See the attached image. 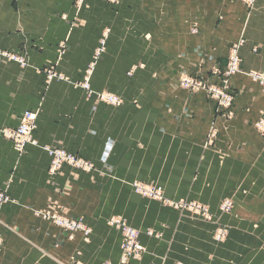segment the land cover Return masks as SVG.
I'll list each match as a JSON object with an SVG mask.
<instances>
[{
	"label": "crops",
	"instance_id": "obj_1",
	"mask_svg": "<svg viewBox=\"0 0 264 264\" xmlns=\"http://www.w3.org/2000/svg\"><path fill=\"white\" fill-rule=\"evenodd\" d=\"M241 39L242 73L231 78L226 117L202 93L180 89L177 75L223 69L228 47ZM0 49L25 61L0 59V191L13 200L0 207V264H120V236L105 223L113 215L140 231L147 250L127 264H264V138L253 127L264 118V85L247 75L264 72V0L250 10L228 0H87L79 13L74 0H0ZM93 62L92 90L119 95L121 107L74 88ZM50 66L65 80L47 83ZM25 111L37 113L40 147L18 154L1 131ZM42 146L91 169L51 173ZM135 180L213 213L231 198L228 240L217 245L211 224L135 194ZM46 211L82 219L88 240L79 232L69 238L42 219Z\"/></svg>",
	"mask_w": 264,
	"mask_h": 264
},
{
	"label": "built area",
	"instance_id": "obj_2",
	"mask_svg": "<svg viewBox=\"0 0 264 264\" xmlns=\"http://www.w3.org/2000/svg\"><path fill=\"white\" fill-rule=\"evenodd\" d=\"M77 6H80L84 0H75ZM104 1H114V0H104ZM242 4L251 6L255 3L256 0H237ZM244 41L240 40V42L233 45V49L229 54L228 65L226 68V74L234 75L238 72V66L240 63V57L238 55V51L241 46H243ZM0 59L6 61H13L23 66L25 64L24 58L22 56L9 53L5 50L0 49ZM47 79L51 80L56 77V74L51 71L47 72ZM58 78L61 80L63 77L60 75ZM252 78L257 81L260 85H264V73L261 74H252ZM179 85L183 89L191 90L202 89V84L195 83L194 80L190 78H182L180 79ZM89 89V86H85ZM212 96L216 99V103H219L223 108H229L232 104V98L229 94H224L223 92L215 89L212 90ZM101 102L111 105L114 107L121 106V100L111 94H101L98 95ZM36 117L37 113L32 111H25L21 114L18 125L14 129H3L1 131L2 136L5 139H8L13 143L14 149L21 153L24 151L26 146L28 145H36L37 141L34 140L33 133L35 131L36 125ZM254 129L259 133L261 137L264 138V119L259 120L254 123ZM44 150L49 153V156L52 158L50 164V171L54 172L60 169L63 165L70 166L75 169H79L82 171H87L91 169V166L87 161L77 159L73 155L63 151V150H50L48 148H44ZM135 193L139 194L142 197L163 201V193L160 187L156 185L144 184L141 182H134L132 185ZM10 202V198L7 196L5 192L0 191V207L4 204ZM221 212L229 213L232 210V203L230 201H224L220 206ZM41 217L53 224L54 226L62 229L66 233L69 234V238H72L74 233H81L84 237V240L87 241L90 235V230L81 223L79 220L68 219L64 216H61L58 213H51L50 211L41 213ZM108 225L117 228L121 232V243H120V264H126L132 259L140 258L141 254L144 252V247L139 242V233L136 229L132 228L127 224V222L118 217H113L108 220ZM223 235V234H222ZM2 247V242L0 239V250ZM76 264H81L75 262ZM103 264H112L107 261Z\"/></svg>",
	"mask_w": 264,
	"mask_h": 264
},
{
	"label": "rangeland",
	"instance_id": "obj_3",
	"mask_svg": "<svg viewBox=\"0 0 264 264\" xmlns=\"http://www.w3.org/2000/svg\"><path fill=\"white\" fill-rule=\"evenodd\" d=\"M86 1L87 0H84V2L80 6H77L76 1L74 0V8H75V10H76L77 13H79L85 7ZM99 1L105 3V4L109 5V6H116L119 3V0H114L112 2H110V1H104V0H99ZM228 1L237 2V3L242 4L240 1H237V0H228ZM256 1H255V3H256ZM254 4L251 5V6H247V5H244V4H242V5L244 7H246L248 10H250L254 6ZM242 40L243 39H241V41ZM238 42H240V40L237 41L236 43H238ZM236 43H233V44H231L228 47L227 52H226V56H225V64H224L223 69L218 70L217 72L216 71H212V73L208 74V76L207 75H202L200 73L199 74H197V73L193 74V73H187V72H180L177 75V84H178V86H179L180 89H182L183 91H185L187 93H190V94L202 93L207 98L211 99L213 101V103H215L214 105H215V111H216V113L225 114L226 117H229L230 116L232 104H231V106L229 108H223L222 106H220L219 103H216L217 102L216 99L212 96V94H213L212 93V90L217 89V90L223 92L224 94L227 93V94L231 95L232 102H233V92L231 90L230 81H231V78L232 77H234L235 75H237L239 73H242V71H241L240 49L243 46H241L240 49H239V51H238V55L240 57V63H239V66H238V69H239L238 72L235 73L234 75L232 74V75L227 76V74H226V68H227V65H228L229 54L231 53V51L233 49V45H235ZM244 43H245V41H244ZM103 46H104V40H101L100 41V48L97 49L96 54L94 56V60H96L98 58L99 53L102 52V47ZM12 54H15V53H12ZM16 55H19V54H16ZM19 56H21V55H19ZM11 62H13V61H11ZM93 65H94V62L88 66V69H87V72H86V75L87 76H86L85 80H83L81 83H78L74 88L84 91L86 93V96H88V97H95L96 101H98L99 103L104 104V105H107V104L101 102L100 99H99V97H98V95H101V94H111V95H115V96H117L121 100V102H122L121 103V106H122L123 101H122V99H121V97L119 95L114 94V93L109 92V91H99V92H95V91L92 90V88H91V86H90L89 81H88L87 78H88V74L91 73V71H92ZM48 71H51L52 73L54 72L56 74V77L52 78L51 80H48L47 79V75H46L47 83H50L51 81H54V80L55 81H64L65 80L62 75L61 76L63 77V79L60 80L58 78V76H60V74H58V73L55 72L53 66H50V67L46 68L45 73L47 74ZM130 73L132 74V71H130ZM252 73H254V72L248 73L247 75L250 77V79L252 81H254L252 79V77H251L252 76ZM255 73L256 74H261V73H264V72H255ZM182 78H190V79L194 80L195 83L202 84V87L203 88L200 89V90L199 89L198 90H196V89H191V90L183 89L179 85L180 79H182ZM211 78H213V79H211ZM254 82L258 83L257 81H254ZM86 85L89 86V89H87L85 87ZM107 106L114 107V106H111V105H107ZM121 106H119V107H121ZM115 108H118V107H115ZM261 119H264V118H260L256 122H258ZM213 127H214V129H216L215 126H213ZM253 127H254V125H253ZM216 135H217V133H215L213 129H212V132L210 130V132L207 135V139H206V145L207 146L213 145L214 140L216 139ZM33 137H34V135H33ZM34 140H36V139L34 138ZM31 146H38V147H40V145L38 144V142L36 143V145H31ZM44 148H48L50 150H57V149L58 150H63V149H60V148H52V147H46V146H42L41 147V149H43V150H44ZM63 151H65V150H63ZM23 152H21V153H18L17 152V153L18 154H22ZM65 152H67V151H65ZM45 153L48 155V157L50 159V164H51L52 158L49 156V153H47L46 151H45ZM67 153H69V152H67ZM69 154L73 155L77 159L84 160L83 158H81V157H79V156H77L75 154H72V153H69ZM84 161H86V160H84ZM60 169H58V170H60ZM58 170H56V171H58ZM49 171H50V167H49ZM56 171H54V172H56ZM54 172H51V173H54ZM134 182H141V183H144V184L156 185L157 187H160L161 190H162V193H163V201H157V200L145 198V197H142L139 194L135 193V191H134V189L132 187V185H133ZM130 187H131L132 191L135 194L139 195L143 199H147V200H150V201L159 203L162 207L167 208V209H170V210L174 211L175 213H177L180 218H187V219H189L191 221H198V222H203V223L211 224L213 226V229H212V232H211V239H212V241L215 244L222 245V244H224L228 240L229 235H230V226L224 221V219L226 217H229L232 214V211H233V208H234V202L232 201L231 198L224 197L220 201V203L218 205L217 213H213L206 204H204V203H202V202H200L198 200L189 199V198H186V197L185 198H172V197L167 196L165 194L164 188L160 184H157V183H154V182H145V181L135 180V181H133L130 184ZM224 201H230L232 203V210L229 213H224V212H221V210H220V206H221V204ZM10 203H13V200L11 198H10ZM50 212L51 213H55L54 211H50ZM113 217H118V218L124 219L129 226H131L132 228L136 229L138 231V233L140 234V231L137 228H135L134 226H132L128 222V220L125 219L124 217L117 216V215L110 216L109 218H107L105 220V223H106V225L108 227H110V228H112V229H114V230L117 231V233L120 236V243H121V232L117 228H115L113 226H110L107 223L108 220L110 218H113ZM68 219H70V218H68ZM79 221H81V223L86 226V224L83 222L82 219H79ZM144 233L148 237H152V238H155V239H161L162 238V233L159 232V231H156L154 229H147V230L144 231ZM83 239H84V237H83ZM146 252H147V250L144 247V252L141 254L140 258H138V259H132V260H140L145 255ZM132 260H130V261H132ZM78 263H81V262L78 261ZM72 264H76V263L74 262ZM81 264H83V263H81ZM175 264H182V263L181 262H177Z\"/></svg>",
	"mask_w": 264,
	"mask_h": 264
},
{
	"label": "bare ground",
	"instance_id": "obj_4",
	"mask_svg": "<svg viewBox=\"0 0 264 264\" xmlns=\"http://www.w3.org/2000/svg\"><path fill=\"white\" fill-rule=\"evenodd\" d=\"M253 75H255L256 73H252ZM252 77V76H251ZM253 79V78H252ZM254 80V79H253ZM255 81V80H254ZM256 122V121H255Z\"/></svg>",
	"mask_w": 264,
	"mask_h": 264
}]
</instances>
